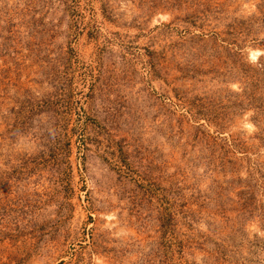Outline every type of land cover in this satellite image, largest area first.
Returning <instances> with one entry per match:
<instances>
[{"label": "rangeland", "instance_id": "374dc122", "mask_svg": "<svg viewBox=\"0 0 264 264\" xmlns=\"http://www.w3.org/2000/svg\"><path fill=\"white\" fill-rule=\"evenodd\" d=\"M0 264H264V0H0Z\"/></svg>", "mask_w": 264, "mask_h": 264}]
</instances>
